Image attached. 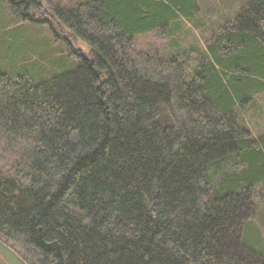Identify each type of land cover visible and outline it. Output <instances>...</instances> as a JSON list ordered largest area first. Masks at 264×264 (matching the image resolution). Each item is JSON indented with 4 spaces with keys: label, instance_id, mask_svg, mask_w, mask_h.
Listing matches in <instances>:
<instances>
[{
    "label": "trees",
    "instance_id": "16d2710c",
    "mask_svg": "<svg viewBox=\"0 0 264 264\" xmlns=\"http://www.w3.org/2000/svg\"><path fill=\"white\" fill-rule=\"evenodd\" d=\"M4 1L88 51L40 82L0 66V239L29 264H264L243 239L264 133L240 118L264 91V0L183 58L134 37L196 0Z\"/></svg>",
    "mask_w": 264,
    "mask_h": 264
},
{
    "label": "rangeland",
    "instance_id": "374dc122",
    "mask_svg": "<svg viewBox=\"0 0 264 264\" xmlns=\"http://www.w3.org/2000/svg\"><path fill=\"white\" fill-rule=\"evenodd\" d=\"M242 4V0H196L195 18L183 16L171 21L167 28L137 34L133 47L137 51L170 53L177 43L179 58L195 57L196 51H203L211 38L221 32L225 22L235 19ZM31 17L33 21L29 22L13 16L9 5L0 0V66L5 72L16 76L32 71L30 74L40 82L81 65L82 60L77 55H86L88 46L73 40L70 48L63 40L70 36L66 31L61 32L54 18L43 23L41 19L45 15L41 10L34 9ZM262 30L264 32V28ZM56 35L59 40H55ZM240 118L253 137L264 133V91L252 95L241 108ZM254 200L255 215L244 225L243 239L248 248L264 257V186L256 187Z\"/></svg>",
    "mask_w": 264,
    "mask_h": 264
},
{
    "label": "water",
    "instance_id": "95a60500",
    "mask_svg": "<svg viewBox=\"0 0 264 264\" xmlns=\"http://www.w3.org/2000/svg\"><path fill=\"white\" fill-rule=\"evenodd\" d=\"M0 264H29L12 247L0 239Z\"/></svg>",
    "mask_w": 264,
    "mask_h": 264
}]
</instances>
